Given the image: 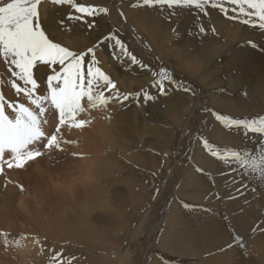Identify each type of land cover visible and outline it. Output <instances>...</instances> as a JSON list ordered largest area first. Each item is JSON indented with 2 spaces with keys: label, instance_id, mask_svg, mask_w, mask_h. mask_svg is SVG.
Returning <instances> with one entry per match:
<instances>
[{
  "label": "rangeland",
  "instance_id": "obj_1",
  "mask_svg": "<svg viewBox=\"0 0 264 264\" xmlns=\"http://www.w3.org/2000/svg\"><path fill=\"white\" fill-rule=\"evenodd\" d=\"M118 1L120 5L117 7L119 8L124 7L123 4L127 3L131 7H128V11H125L126 15H123L127 19L130 18V11L141 13L138 15L142 17V20L139 16L137 18L139 17L138 20L143 22L145 29L147 27V32L144 29L138 32L145 44L150 46L148 41L155 43V47L150 46L154 51L152 49L149 51L145 47L142 49L136 47L135 50H132L130 39L128 45L133 54L141 60L149 62L153 68L165 65L172 69L175 78L183 80L187 85L196 89V95L173 92L167 98H160V103L150 102V104L143 101V95H141L138 101L125 102L124 107L119 105L109 107L107 113L103 109L96 110L97 114L94 113L95 110L90 113L86 112L90 117L85 113L80 118L85 120H88L86 117L90 118L93 121L91 124L94 125V129L91 124L88 125L90 127L86 126L87 128L76 129V131L65 128L62 135L64 139L71 142L62 145L66 151L48 153L41 149L45 151V155L32 163L26 170L9 172L6 170V177L0 175V264H35L34 261L38 264H53L52 257L56 253L62 254L58 258L57 264H101L100 261L102 264H133L135 259L132 257L134 256L132 249H135L134 245L136 244L134 241L138 242L144 239L143 231L146 229L149 230L145 236L149 252L145 253L142 259L143 264H153L154 262V264H202L203 260L212 257V255H218L219 252V249L207 237L206 229L215 224L221 231L219 236L224 238V240L221 239V242L225 244L224 249L226 250L220 252L221 256L223 253L234 252L238 259L237 264H259L254 253L255 245L252 244L254 239H249V237L255 226L259 231L258 226L263 221L261 218L254 217L251 209L257 210L264 207V188L258 184H252L247 178L244 180V183L248 185L247 188L241 187L239 183H233L232 177L227 174L222 162L215 160L203 150L199 138H207L219 147L246 149L253 154L258 152L260 141L264 137L249 133L251 139H246L243 136V130L223 129V134H218L217 130L222 129V126L205 109L211 108L222 115H230L238 119H253L264 115V32L258 28L253 29L241 25L238 21H229L223 18L218 10L209 9V17H203L195 9H173L170 10L171 12L168 9V12L167 7L163 10L154 7V10L151 8L149 11L147 6V9L145 6L139 9L133 8L132 5L136 0ZM118 1L113 0L114 7H116L114 2ZM92 2V0H83L85 6L88 3L89 6L106 7L105 2ZM44 4L48 8L43 11L44 13L46 11L47 14L46 17H42V21L44 20L42 24L55 25L59 23L53 22L55 6L45 2ZM159 10L161 12L158 14ZM181 11L183 12L181 13ZM172 12L181 13L178 16L183 17L179 16L178 18L177 15L172 17L170 14ZM152 14H158L159 17ZM65 18L63 16L60 23L65 24ZM87 19L90 23L97 21L96 26L98 22L105 20L103 14L100 17ZM104 23L108 24L107 21ZM201 24L206 29L210 25H214L216 33H218L201 37L198 33V27ZM77 25V38L81 39L80 27L86 25L80 21H77ZM154 26L158 29H154ZM42 27L48 30V34L52 38L57 34L56 31L47 29L46 25H42ZM107 28H109L108 25ZM91 29L88 30L93 33L82 38L81 42L70 38L68 32H64L63 39L60 40L66 42L67 45L76 41L81 44L82 51H86L97 40L99 41L98 38L110 33L109 29V32L107 29L99 32L100 26L97 27V30L96 27ZM97 31L98 34H96ZM155 31H160L161 36ZM89 37L93 38L92 41ZM248 41L255 42L257 48H251L247 44ZM201 42L205 44L203 45ZM100 48L101 46L96 49L98 59H100L98 54H103ZM159 48L161 49L160 59L157 57L159 52L155 51ZM105 50L107 55L103 56L107 59L106 64L107 62L108 64L106 66L100 59V66L102 70L110 74L118 86L119 80L122 78L128 80V76L134 79L136 77L140 83L136 80L138 84L136 86L135 83L120 84L122 92L130 93L131 91L133 94L136 92L142 94V89H147L150 94H156L155 90L150 87L149 74H143L138 69L134 74L132 73L133 75L131 73L127 75L128 73L125 71L131 70L132 66L129 68L128 65L127 69L123 67L120 69V63H114L115 58L112 57V50L108 47L104 48V52ZM3 72L6 73L5 77L10 76L7 70ZM1 77H3V73L0 68ZM11 93L12 90L9 88V92L5 95L10 97ZM160 111L161 113H159ZM106 114H110L113 121H106L104 118ZM148 116L153 121L148 119ZM142 121L143 123H141ZM105 124L107 127L110 126V131L115 130L106 132L107 134L103 133L102 131L107 129ZM128 125L130 127H127ZM142 125H146V129ZM174 125L178 128L173 127ZM118 127H120L119 131ZM122 127H127L128 130L132 127V131ZM70 130L79 134L83 131L84 135L83 132L81 134L84 137H81L82 135L67 136L70 135L68 132L73 133ZM102 134L110 135L103 139ZM133 135L134 137L131 138ZM85 136L91 140H97L96 143L99 147H96L95 141L90 140V143L96 147L90 148L93 146L87 138L86 142L84 139L81 142V138H85ZM112 136L116 138H112ZM76 137L78 138L76 139ZM111 139L113 140L111 141ZM113 141H117V143ZM80 142L81 149L78 144ZM84 142L90 150L93 149V152H87V155H85L87 149L80 152L84 147L88 148ZM97 149L101 151L99 150V152ZM74 153L77 156L83 154L88 157L87 159L74 158ZM93 153L98 156H91ZM93 158L96 161L93 162ZM198 169L200 170L198 171ZM7 180H11L12 183H7ZM16 184H22L26 191L21 193L15 186ZM81 188L82 191H80ZM251 188L256 189L255 193ZM90 191L91 193H89ZM96 191H100L101 195ZM71 192L73 197H71ZM89 194L91 197L93 196L92 199ZM77 196L80 197L78 203L81 204L77 203ZM70 197H75V200ZM185 204L191 207L185 208ZM204 209L208 211H204ZM65 213L66 215H64ZM68 215L69 221L66 220ZM94 221L97 223L95 224ZM146 226L147 228H145ZM43 232L45 233L43 234ZM66 233L69 234L68 237ZM234 235L240 236L247 242L250 241L247 243V254L235 245ZM5 236L8 237L7 241ZM17 241H19L20 247L16 246ZM228 244L234 246L227 248ZM150 247L152 248L150 249ZM103 248L106 254L102 250ZM100 254L103 257H100L99 261ZM95 257L98 258L95 259ZM203 257L206 258L202 259ZM46 258L50 259L47 261ZM29 259H34V261ZM31 261L34 263H29Z\"/></svg>",
  "mask_w": 264,
  "mask_h": 264
},
{
  "label": "snow or ice",
  "instance_id": "obj_2",
  "mask_svg": "<svg viewBox=\"0 0 264 264\" xmlns=\"http://www.w3.org/2000/svg\"><path fill=\"white\" fill-rule=\"evenodd\" d=\"M52 3L70 5L78 15L69 14L68 19L80 21L90 29L96 26V22L90 23L86 18L100 17L101 14L107 16L109 13L108 7L85 6L76 0H52ZM41 5L42 0H0V59L12 78L10 88L14 93L6 97L0 91V175L6 177V170H26L45 155L41 149L48 153L66 151L62 145L70 141L64 139L62 133L65 128L84 129L91 124V119L80 118L86 112L103 109L107 113L111 106L124 107L125 102L140 99L141 92H122L110 74L102 70L96 52L102 45L110 48L113 57L126 62L129 68L138 66L145 74H150V87L156 94L143 89V101L159 103L160 98H167L173 92L196 95V89L174 78L167 66L153 68L149 62L134 55L115 30L104 35L86 51H74L64 46L42 27ZM144 6L149 9L159 7L161 10L165 6L169 10L195 9L203 17H209V9L218 10L229 21H238L241 25L264 32V0H137L132 5L133 8ZM171 14L176 15V12ZM123 15L121 12L120 16ZM198 33L201 37L217 34L214 25L206 30L202 24L198 27ZM247 44L253 49L257 48L255 42L248 41ZM144 47L151 50L148 44ZM34 69L41 75L34 77ZM3 84L4 80L0 78V85ZM205 111L222 126V129L217 130L218 134H223V129L243 130L246 139H251L249 133L264 137V115L253 119H238L222 115L211 108ZM105 119L110 120L111 115L106 114ZM199 139L203 150L222 162L233 183L247 188L248 185L244 183L247 178L252 184L264 188V139L260 141L259 150L255 154L246 149L219 147L207 138ZM73 156L87 159L83 154L77 156L74 153ZM6 182L12 183L11 180ZM15 186L21 193L26 191L22 184ZM184 207L191 206L185 204ZM261 233H264V225L259 227V231L254 228L249 239H255ZM233 240L247 254V241L238 235H234ZM16 246L20 247L19 241ZM233 246L228 244L227 248ZM61 255H53V264H57Z\"/></svg>",
  "mask_w": 264,
  "mask_h": 264
},
{
  "label": "bare ground",
  "instance_id": "obj_3",
  "mask_svg": "<svg viewBox=\"0 0 264 264\" xmlns=\"http://www.w3.org/2000/svg\"><path fill=\"white\" fill-rule=\"evenodd\" d=\"M43 1V0H42ZM97 1H99V2H101V3H110V0H97ZM118 1V0H117ZM127 1H129V0H127ZM137 1V0H136ZM136 1H135V3H136ZM112 2H113V0H112ZM46 3V2H45ZM127 3V2H126ZM131 3V1L129 2V4ZM47 4V3H46ZM114 4L116 5V7L118 6V5H120V2L118 1L117 3H115L114 2ZM121 4H123V3H121ZM123 6L124 7H121V8H119V7H114L113 6V3H110L109 4V13H108V15L107 16H104V18H105V20L104 21H107L108 22V27L109 28H107V25H105V23H104V21H102V22H98V25L97 26H95L96 27V30H97V27L98 26H100V30H99V32H101V30H104V29H109L110 30V32H112V31H116V34L117 35H119L123 40H124V42L125 43H127L128 44V41L131 39V41H132V50H135V48L136 47H141V49L144 47V45H145V42L142 40V38H141V35L139 34L140 32H138V31H140V30H142V29H144L145 30V32H147V27H146V29L144 28L145 27V25H143V22H140L139 20H138V18L140 17V15H138V14H141L140 12H136V11H130L129 13V16H130V18H126V16L124 17V16H120V13L121 12H123L124 14H125V11L128 9V3L127 4H123ZM41 7L43 8V10H47V8L48 7H46L45 6V4H44V2H42V5H41ZM146 7V6H145ZM166 7V6H165ZM63 8V7H62ZM129 8H131V7H129ZM157 8V7H156ZM155 8V9H156ZM139 9V8H138ZM137 9V10H138ZM146 9H147V7H146ZM149 9V8H148ZM153 9V8H152ZM130 10V9H129ZM132 10H133V8H132ZM154 10V9H153ZM193 10V9H192ZM54 11H55V16H54V19H53V22H59V23H57V24H55V25H53L52 24V26H53V30H54V28L57 30H59V31H61V29H62V25L63 26H65L66 27V29L67 28H69L71 31H74L75 32V29H76V31H77V29L78 28H76L78 25H77V22H75L74 20H69L68 19V12L64 15V14H62V11H64L65 12V10H63V9H61V7H56V8H54ZM128 11V10H127ZM149 11H150V9H149ZM167 11H168V9H167ZM170 11V10H169ZM168 11V12H169ZM191 11V10H190ZM43 12V11H42ZM161 11L159 10V12H157L158 14L160 13ZM168 12H167V14H168ZM171 12V11H170ZM183 11H181V13H182ZM217 12V11H216ZM164 13V12H163ZM181 13H178V14H181ZM185 13V12H184ZM183 13V15L185 16V14ZM46 14H47V12L45 11V13L43 14V16H45L46 17ZM154 14H156V13H154ZM154 14H152V15H154ZM154 15V16H158L159 17V15ZM162 14V13H161ZM160 14V15H161ZM166 14V15H167ZM171 14V13H170ZM170 14H169V16H170ZM178 14H176L177 15V17L179 18V16H181V15H179L178 16ZM54 15V14H53ZM102 15V14H101ZM126 15V14H125ZM63 16L64 17H66L65 18V22H75L76 24L75 25H72V26H68V25H66V24H64V23H60L61 21H62V19H63ZM128 16V15H127ZM137 16H139L138 18H137ZM163 17H164V15H162ZM172 17H174L173 15H172ZM176 17V18H177ZM181 17H183V16H181ZM96 18V17H95ZM165 18H166V16H165ZM167 18H169L168 16H167ZM177 18V19H178ZM43 19V18H42ZM87 19V18H86ZM99 19V18H98ZM140 19L142 20V17H140ZM158 19H160V18H158ZM163 19V18H162ZM162 19H161V21H162ZM211 19V18H210ZM163 20H165V19H163ZM224 20V19H223ZM44 21V20H43ZM43 21H42V23H43ZM49 21V20H48ZM155 21H156V19H155ZM95 22H97V21H95ZM158 22V21H157ZM168 22V21H167ZM224 22V21H223ZM165 23V22H164ZM163 23V24H164ZM81 24V23H80ZM159 24H161V22H159ZM44 25H46V28L47 29H49L50 28V25L49 24H44ZM162 26V25H161ZM161 26H160V29H161ZM72 27V28H71ZM79 27H80V25H79ZM94 27V28H95ZM149 27V26H148ZM159 27V26H158ZM237 27V26H236ZM81 28V30H80V34H81V37L84 39L85 37H88V36H90V34L91 33H93V31H90V30H88L89 28L87 27V25L86 26H81L80 27ZM93 28V29H94ZM154 29H158L156 26H154L153 27ZM153 28H152V30H153ZM193 28V27H192ZM51 29V28H50ZM159 29V30H160ZM208 29V28H207ZM206 29V30H207ZM233 29H234V27H233ZM63 30V29H62ZM68 30V29H67ZM92 30V29H91ZM107 30H105V31H107ZM109 30H108V32H109ZM151 30V29H150ZM193 30V29H192ZM104 31V32H105ZM154 31V30H153ZM153 31H151L152 33H153ZM58 32V31H57ZM63 32V31H62ZM69 32V31H68ZM155 32H157V31H155ZM160 32V31H159ZM159 32H157V33H159ZM71 33V32H70ZM96 33V32H95ZM161 33V32H160ZM159 33V34H160ZM167 33V32H166ZM218 33V32H217ZM96 34H98V31H97V33ZM101 34V33H100ZM105 34V33H104ZM107 34V33H106ZM146 34V33H145ZM144 34V35H145ZM71 35V34H70ZM73 35V34H72ZM93 35V34H92ZM95 35V34H94ZM150 35V34H149ZM54 36V35H53ZM98 36V35H97ZM147 36H148V33H147ZM146 36V37H147ZM154 36H156V35H154ZM160 36H161V34H160ZM55 37V36H54ZM53 37V38H54ZM57 37V36H56ZM99 37V36H98ZM145 37V38H146ZM151 37V36H150ZM153 37V36H152ZM185 37V36H184ZM60 38H62L63 39V37H60ZM80 38V37H79ZM81 38V39H82ZM90 38V40L91 39H93L92 37H89ZM207 38H208V36H207ZM67 39V38H66ZM81 39H76V41H78V40H80V42H81ZM99 40L100 39H102V36H101V38H98ZM154 39V38H153ZM54 40H56V41H58V42H61L63 45L64 44H66V42H64V41H60V40H58V39H54ZM67 40H69V39H67ZM92 41V40H91ZM96 41V40H95ZM98 41V40H97ZM148 41V40H147ZM162 41V40H161ZM167 41V40H166ZM70 42V41H69ZM74 42V41H73ZM93 42H94V40H93ZM155 42V41H154ZM168 42V41H167ZM148 43L150 44V46L153 48V47H155V43H153L152 41H148ZM165 44H166V42H164ZM201 43H203V42H201ZM208 43V42H207ZM84 44V43H83ZM205 43H203V45H204ZM85 45V44H84ZM202 45V44H201ZM202 45V46H203ZM64 46H68L71 50H74V51H82V47H81V44L80 43H76V44H70V45H64ZM161 46V45H160ZM159 46V47H160ZM197 46V45H196ZM88 47V46H87ZM162 47V46H161ZM104 48H107V46H101V48H100V51H101V53H103V54H98V57L101 59H98V60H100V61H102L104 64H106V61H107V59L105 58V56H103V55H107L106 54V50H105V52H104ZM152 48H150V49H152ZM138 49V48H137ZM165 49H167V48H165ZM201 49V48H200ZM153 50V49H152ZM181 50V49H180ZM110 51V50H109ZM140 52L142 51V50H139ZM138 51V52H139ZM154 51V50H153ZM155 51L156 52H159L157 55V57H158V59H160V52H161V49L159 48V49H155ZM150 53V52H149ZM168 53V52H167ZM141 55V54H140ZM167 55V54H166ZM156 56V55H155ZM168 56V55H167ZM113 57V56H112ZM154 57V56H153ZM114 58V57H113ZM154 60V59H153ZM156 60H157V58H156ZM175 60V59H174ZM201 60V59H200ZM196 61V60H195ZM116 62V64L117 63H120V69H121V67H123V68H125V69H127V67H128V64L126 63V62H122V61H118V60H116L115 59V61H114V63ZM192 62V61H191ZM201 62V61H200ZM159 63V62H158ZM197 63V62H196ZM107 64H108V62H107ZM107 64H106V66H107ZM113 64V63H112ZM186 65V64H185ZM109 66V65H108ZM38 67H41V66H38ZM105 67V66H104ZM138 66H132V68H131V70H127V71H125V73H128L127 75H129V73H131V72H134V71H136L137 69H139V68H137ZM0 68H1V70H2V73H3V77H1V78H3V80H4V84L3 85H0V91H3L4 92V94H7L8 92H9V88H10V84H11V76H8V77H5V72H3L4 70H7V68H6V65H4V63H3V60L2 61H0ZM169 70H171L172 72H173V74H174V78H175V73H174V71L172 70V69H169ZM108 71V70H107ZM143 72V71H142ZM38 74L39 73H37L36 72V70L34 69V77H36V76H38ZM124 74V73H123ZM134 74V73H133ZM132 73H131V75H133ZM145 74V73H144ZM186 74H188V73H186ZM125 75V74H124ZM150 75V74H149ZM113 76V75H112ZM142 76H144V75H142ZM145 77H147V75H145ZM229 77V76H228ZM6 78H8V79H6ZM149 78H151V77H149ZM119 79V78H118ZM143 79V78H142ZM137 79H136V77H135V79L134 78H130V76H128V80L127 79H121V80H119V86H120V84H125V83H135V86H136V82L138 81H136ZM146 80H148V78H146ZM141 81V80H140ZM256 81V80H255ZM39 82V81H38ZM146 82V81H145ZM138 83H139V81H138ZM140 84V83H139ZM126 85V84H125ZM138 85V84H137ZM149 85V84H148ZM118 86V87H119ZM121 87V86H120ZM119 87V88H120ZM128 87V86H127ZM133 87V86H132ZM148 87V86H147ZM124 88H126V87H124ZM144 88V87H143ZM146 88V87H145ZM121 89H122V87H121ZM129 89V88H128ZM124 90V89H123ZM136 90V89H135ZM143 90V89H142ZM124 91H126V90H124ZM139 91V90H138ZM127 92V91H126ZM130 93H131V91H130ZM12 95H14V93H13V91H12V93H11V96ZM142 95V94H141ZM7 97V96H6ZM162 100V99H161ZM165 100V99H164ZM139 102H141V101H139ZM163 102H165V101H163ZM134 103V102H133ZM160 103V102H159ZM263 103V102H262ZM149 104H150V102H149ZM162 104V103H161ZM135 105V104H134ZM134 105H131V107H134ZM142 105V104H141ZM159 106V105H158ZM168 107V106H167ZM159 108V107H158ZM169 108V107H168ZM110 109V108H109ZM133 109H135V108H133ZM132 109V110H133ZM137 109V108H136ZM161 110H162V108H160ZM164 109V108H163ZM100 110V109H99ZM112 110V109H111ZM150 110V109H149ZM165 110V109H164ZM167 110H169V109H167ZM105 111V110H104ZM131 111V110H130ZM134 112H137V111H135V110H133ZM159 111V110H158ZM95 112H96V110H95ZM94 112V113H95ZM169 112V111H168ZM131 113H132V111H131ZM137 113H139V111L137 112ZM141 113V112H140ZM159 113H161V111L159 112ZM165 113V112H164ZM87 114V113H86ZM93 114V113H92ZM95 114H97V113H95ZM95 114H93L94 116H95ZM120 114V113H119ZM128 114H129V112H128ZM136 114V113H135ZM102 115H104V114H102ZM85 116V115H84ZM87 116H89L88 114H87ZM153 116V115H152ZM83 117V116H82ZM81 117V118H82ZM90 117V116H89ZM101 117V116H100ZM87 119H90V118H88V117H86ZM105 118V117H104ZM157 118V117H156ZM92 119H94V118H92ZM114 119V118H113ZM125 119H127V118H125ZM148 119H150L149 118V116H148ZM154 119H155V117H154ZM108 120V119H107ZM111 120V119H110ZM118 120V119H117ZM130 120V119H129ZM145 120V119H144ZM151 120V119H150ZM111 121H113V120H111ZM126 121V120H125ZM134 121V120H133ZM133 121H132V123H133ZM141 121V120H140ZM151 121H153V120H151ZM94 122H95V120H94ZM102 122H103V120H102ZM119 122H120V120H119ZM119 122H118V124H119ZM122 122V121H121ZM147 122H150V121H147ZM168 122V121H167ZM93 123V122H92ZM98 123H100V122H98ZM105 123H107V122H105ZM110 123V122H109ZM123 123V122H122ZM141 123H143V121L141 122ZM170 123V122H169ZM128 124V123H127ZM126 124V125H127ZM130 124V123H129ZM137 124V123H136ZM145 124H146V122H145ZM148 124H150V123H148ZM168 124V123H167ZM97 125V124H96ZM106 125V124H105ZM113 125H114V123H113ZM121 125V124H120ZM119 125V126H120ZM125 125V124H124ZM139 126H140V124H138ZM137 125V126H138ZM169 125V124H168ZM88 126V125H87ZM118 126V125H117ZM132 126V125H131ZM133 126H134V124H133ZM132 126V127H133ZM136 126V127H137ZM142 126H144V125H142ZM170 126V125H169ZM172 126V125H171ZM88 127H90V126H88ZM92 127V126H91ZM97 127V126H96ZM106 127H107V125H106ZM110 126H108L107 127V129H109V131H106L104 128H103V130H105V131H102L103 133H105V134H107L108 132H111L112 130L114 131L115 129H112V127H111V131H110V128H109ZM127 127H130L129 125L127 126ZM125 128V127H122V128H124V129H126V130H128V128ZM131 127V128H132ZM135 127V128H136ZM145 127V129H146V125L144 126ZM150 127V126H149ZM173 127H177L176 125H174ZM47 128V126L45 127V129ZM87 128V127H86ZM93 129H94V127H92ZM98 128V127H97ZM99 128H100V126H99ZM119 128L120 127H118V131H119ZM121 128V129H122ZM131 128H129V130L128 131H130L131 130ZM140 128V127H139ZM178 128V127H177ZM177 128H173V129H177ZM70 129V128H69ZM92 129V130H93ZM132 129H134V127L132 128ZM142 129V128H141ZM172 129V128H171ZM66 130V129H65ZM64 130V131H65ZM68 131V130H67ZM67 131H66V133H67ZM70 131H74V130H70ZM75 131H76V129H75ZM77 131H79V130H77ZM82 131V130H81ZM88 131H90L89 129H88ZM101 131H99V132H101ZM132 131V130H131ZM139 131H140V129H139ZM80 132V131H79ZM83 132V131H82ZM81 132V133H82ZM94 132V131H93ZM107 132V133H106ZM116 133H117V131H115ZM121 132V131H120ZM68 133H70V135H67V136H71V135H73L72 137H75V136H78V135H84V132L81 134H79V133H76V132H73V133H71V132H68ZM67 133V134H68ZM98 133V132H97ZM96 133V134H97ZM77 134V135H76ZM81 136V137H84V136ZM86 135V134H85ZM103 136V139H104V137L106 136H104V134H102ZM108 135H110V134H108ZM107 135V136H108ZM111 135H113V134H111ZM64 136H66L65 134H64ZM99 136V135H98ZM106 136V137H107ZM117 136V135H116ZM71 137V138H72ZM87 137H89L88 136V134H87ZM86 136H85V138H81V142H83V139H84V141L86 142V140L87 139H89V138H87ZM100 137V136H99ZM111 137V136H110ZM116 138L115 136H112V138ZM132 137H134V135L133 136H131V138ZM141 137H143V136H141ZM71 138H69V139H71ZM78 137H76V139H77ZM87 138V139H86ZM94 138V137H93ZM120 138H122V137H120ZM139 138V137H138ZM66 139V138H65ZM86 139V140H85ZM96 139V138H95ZM107 139V138H106ZM135 139H136V137H135ZM90 140L91 139H89V143H90ZM113 139H111V141H112ZM118 141H119V139H117ZM121 140H123L124 141V139H121ZM77 141V140H76ZM92 142L93 141H95V140H91ZM97 141V140H96ZM96 141L94 142L95 143V145L97 144L96 143ZM106 141V140H105ZM141 141V140H140ZM81 142L80 143H78L79 144V147H80V149H81V147L82 146H80V144H81ZM84 142V144H85V146H87L88 147V145H86V143ZM104 142V141H103ZM102 142V143H103ZM108 142V141H107ZM113 142H116L117 143V141H113ZM142 142V141H141ZM71 143V142H70ZM115 143V144H116ZM119 143V142H118ZM123 144V142H120V144ZM133 143V142H132ZM134 143H138V142H134ZM148 143V142H147ZM77 144V145H78ZM92 146H93V144L92 143H90ZM89 144V146H91ZM113 144V143H112ZM83 145V144H82ZM95 145L93 146V147H90V148H94L95 147ZM119 145V144H118ZM98 146V144L96 145V147ZM113 146H114V144H113ZM77 147V146H76ZM78 147V148H79ZM83 147H84V145H83ZM95 147V148H96ZM99 147V146H98ZM97 147V148H98ZM77 148V149H78ZM104 148V147H103ZM111 148H113V147H111ZM151 148H153V147H151ZM199 148V147H198ZM84 149H87V150H85V152H86V154L85 155H87V152H89L90 153V151H92L93 152V149L92 150H90L89 149V147L88 148H86V147H84L83 148V150H81L80 152H84ZM142 149V148H141ZM174 149V148H173ZM98 150V149H97ZM100 150V149H99ZM98 150V151H99ZM122 150V149H121ZM145 150V149H144ZM95 151V150H94ZM101 151V150H100ZM99 151V152H100ZM120 151V150H119ZM148 151V150H147ZM91 152V153H92ZM104 152H106V151H104ZM121 152V151H120ZM128 152V151H127ZM144 152V151H143ZM88 153V154H89ZM95 153V152H94ZM94 153L93 154H91V156H95L94 155ZM103 153V152H102ZM123 153H124V151H123ZM163 154H164V152H162ZM96 154V153H95ZM135 154H137V153H135ZM170 154V153H169ZM168 154V155H169ZM147 156H148V154H146ZM97 156H98V154H97ZM97 156H95V157H97ZM100 156V155H99ZM120 156V155H119ZM130 156V155H129ZM163 156V155H162ZM88 157V156H87ZM125 157V156H124ZM99 158V157H98ZM97 158V159H98ZM107 158H108V156H107ZM119 158V157H118ZM103 159H104V157H103ZM92 160V159H91ZM100 161H101V159H99ZM109 160V159H108ZM107 160V161H108ZM149 160V159H148ZM94 161H96V160H94V158H93V162ZM105 161V160H104ZM92 162V161H91ZM102 162V161H101ZM106 162V161H105ZM104 162V163H105ZM84 163V162H83ZM96 163V162H95ZM115 163V162H114ZM96 164H98V163H96ZM100 165V164H99ZM102 165H103V162H102ZM107 165V164H106ZM107 166H109V164L107 165ZM113 166V165H112ZM102 167V166H101ZM109 167H111V166H109ZM108 167V168H109ZM119 167V166H118ZM144 168V167H143ZM205 168V167H204ZM102 169H104V168H102ZM111 169V168H110ZM221 170V169H220ZM85 171V170H84ZM90 171V170H89ZM108 171V170H107ZM181 171V170H180ZM205 171V170H204ZM9 172V171H8ZM86 172V171H85ZM109 172H110V170H109ZM172 172V171H171ZM97 174V173H96ZM172 174V173H171ZM92 175H94V174H92ZM91 175V176H92ZM185 175V174H184ZM183 175V176H184ZM85 176V175H84ZM89 176V175H88ZM90 176V177H91ZM89 177V178H90ZM122 177V176H121ZM153 177V176H152ZM178 177V176H177ZM94 178V177H93ZM209 178V177H208ZM96 180V179H95ZM95 180H93L94 182H95ZM98 180V179H97ZM82 181V180H81ZM156 181V180H155ZM151 182H153V181H151ZM74 183V182H73ZM107 183V182H106ZM227 183V182H226ZM73 185V184H72ZM153 185V184H152ZM87 187V186H86ZM92 187V186H91ZM94 187V186H93ZM99 187V186H98ZM242 187V186H241ZM95 188V187H94ZM162 189V188H161ZM237 189V188H236ZM242 189V188H241ZM252 189V188H251ZM71 190V189H70ZM89 190H91V189H89ZM74 191V190H73ZM72 191V192H73ZM80 191H82V188H81V190ZM95 191V190H94ZM98 191V190H97ZM96 191V192H97ZM101 191V190H100ZM99 191V192H100ZM71 192V197H73L74 195H73V193ZM76 192H78V191H76ZM95 192V193H96ZM99 192H97V193H99ZM228 192V191H227ZM89 193H91V191L89 192ZM253 193H255V192H253ZM92 194H93V192H92ZM249 194H251V193H249ZM73 195V196H72ZM82 195H83V193H82ZM90 195V197H91V194H89ZM94 195V194H93ZM98 195V194H97ZM99 195H101L100 193H99ZM248 195V194H247ZM85 196V195H84ZM83 196V197H84ZM86 196L88 197V194L86 193ZM253 196V195H252ZM263 196H264V194H263ZM262 196V197H263ZM70 197V198H71ZM76 197V196H75ZM75 197L74 198H71L72 200H75ZM82 197V196H81ZM93 197V196H92ZM92 197H91V199H92ZM240 197H242V196H240ZM79 199H80V197H78L77 196V203L79 202ZM97 201V200H96ZM163 201V200H162ZM76 202V201H75ZM245 202H248V201H245ZM78 204H81V203H78ZM143 204V203H142ZM263 205V204H262ZM91 206V205H90ZM94 206V205H93ZM155 206V205H154ZM98 208V207H97ZM121 208V207H120ZM165 208V207H164ZM249 208V207H248ZM247 208V209H248ZM68 209V208H67ZM93 209V208H92ZM101 210H102V208H100ZM150 209V208H149ZM66 210V209H65ZM69 210V209H68ZM67 210V211H68ZM251 213L253 214V215H255L254 217H256L257 219L258 218H261V220H263L261 223H260V225L258 226V229H259V227L261 226V225H264V207L263 208H259V209H255V208H252L251 209ZM58 212V211H57ZM160 214V213H159ZM163 214V213H162ZM63 215V214H62ZM64 215H66V213L64 214ZM64 215H63V218H64ZM88 215V214H87ZM86 216V215H85ZM89 216V215H88ZM150 216V215H149ZM66 218V217H65ZM150 218V217H149ZM236 218H239V217H236ZM90 219V218H89ZM66 220L67 221H69V215H68V217L66 218ZM105 220V219H104ZM103 220V221H104ZM208 220V219H207ZM71 221V220H70ZM149 221V220H148ZM257 222V221H256ZM260 222V221H259ZM61 223V222H60ZM90 223V222H89ZM88 223V224H89ZM94 223H95V221H94ZM96 223H97V221H96ZM95 223V224H96ZM215 223V222H214ZM91 224V223H90ZM244 225H246V224H244ZM77 226V225H76ZM211 226V225H210ZM209 226V227H210ZM198 227V226H197ZM245 227V226H244ZM243 227V228H244ZM145 228H147V226L145 227ZM208 228V227H207ZM239 229L241 228L240 226L238 227ZM243 228H242V230H243ZM254 228H256V226L254 227ZM150 229V228H149ZM218 226L215 224L214 226H212V227H210V228H208V229H206L207 230V233H208V240L209 241H211L213 244H214V246L217 248V249H219V252H218V255H212V257H209L208 259H206V260H203V262H201L202 264H204V263H206V264H237V261H238V259H237V257H236V254L234 253V252H232V253H223V255L221 256L220 255V249H224V246H225V244L223 243V242H221V239L222 240H224V238L223 237H220L219 235H220V233H221V231H220V229H218ZM248 229V228H247ZM149 230H147L146 229V231L144 230L143 231V233H144V239H141V240H139V239H137V240H139L138 242L137 241H134L136 244L134 245L133 243H131V244H133L134 246H135V249L133 250L132 249V252H134L133 254H134V256H132V257H134V259H135V261H133V264H143L142 263V259L144 258V255H145V253L149 250V249H147L148 247H147V242H145L146 240H145V236H146V234H147V232H148ZM46 232V231H45ZM45 232H43V234L45 233ZM67 234V233H66ZM65 234V235H66ZM80 234V233H79ZM142 234V233H141ZM154 234V233H153ZM49 235V234H48ZM68 235L69 234H67V237H68ZM85 235V234H84ZM139 236V235H138ZM205 236V235H204ZM247 236V235H246ZM149 237V236H148ZM76 238V237H75ZM137 238V237H136ZM142 238V237H141ZM157 239V238H156ZM206 239V238H205ZM107 240V239H106ZM132 240V239H131ZM160 240V239H159ZM207 240V239H206ZM56 241V240H55ZM58 241V240H57ZM41 242V241H40ZM250 242V241H249ZM249 242H247V243H249ZM32 243V242H31ZM55 244H56V242H55ZM252 244H254L255 245V254H256V256H257V258H258V261H259V264H264V234L263 233H261V234H258L256 237H255V239L252 241ZM85 245V244H84ZM90 245V244H89ZM96 246V245H95ZM131 246V245H130ZM150 246V245H149ZM151 246H153V245H151ZM32 247V246H31ZM74 247V246H73ZM94 248V247H93ZM130 248V247H129ZM133 248V247H132ZM152 247H150V249H151ZM77 249V248H76ZM84 249V248H83ZM95 249V248H94ZM101 249V248H100ZM213 249H214V247H213ZM78 250V249H77ZM103 251H104V248L102 249ZM101 250V253L103 252ZM130 250V249H129ZM32 251V250H31ZM114 251V250H113ZM112 251V252H113ZM116 251V250H115ZM131 251V250H130ZM95 252V251H94ZM149 252V251H148ZM227 252V251H226ZM104 253H105V251H104ZM107 253H108V251H107ZM116 253V252H115ZM106 254V253H105ZM242 254V253H241ZM38 255V254H37ZM147 255V254H146ZM36 256V255H35ZM93 257V256H92ZM100 257H103V256H101V254L99 255V258H98V260L100 261ZM126 257V256H125ZM154 257V256H153ZM207 257V256H206ZM206 257H203L202 259H204V258H206ZM96 257H95V259H97ZM128 259L130 258V257H127ZM155 258V257H154ZM44 259V258H43ZM47 259V258H46ZM50 258H48L47 259V261L49 260ZM84 259V258H83ZM94 259V260H95ZM102 259H104V258H102ZM116 259V258H115ZM195 259V258H194ZM29 260H32V261H34V259H29ZM257 260V259H256ZM255 260V261H256ZM24 261V260H23ZM29 262V263H34L35 262V264H38L36 261H34V262ZM43 261V260H42ZM41 261V262H42ZM97 261V260H96ZM98 262V261H97ZM104 262V261H103ZM95 263V262H94ZM100 263L102 264V262L100 261ZM155 263V262H154ZM153 263V264H154ZM170 263V262H169ZM99 264V263H98ZM106 264V263H105ZM108 264V263H107ZM145 264V263H144Z\"/></svg>",
  "mask_w": 264,
  "mask_h": 264
},
{
  "label": "crops",
  "instance_id": "obj_4",
  "mask_svg": "<svg viewBox=\"0 0 264 264\" xmlns=\"http://www.w3.org/2000/svg\"><path fill=\"white\" fill-rule=\"evenodd\" d=\"M93 2H95V3H101V2H98L97 0H92ZM44 2H46L47 4H49V5H52V6H55V8L56 7H61V9H63V10H65V12L64 11H62V14H66L67 12H68V15L69 14H71V15H78L77 13H75V10L74 9H72L71 8V6L70 5H56V4H54V3H52V0H44ZM76 2L77 3H79V4H83V0H76ZM92 2V3H93ZM110 3H113L112 2V0L110 1ZM110 3H105L106 4V7H108L109 6V4ZM86 6H89V4L87 3L86 4ZM63 7V8H62ZM41 11H44L43 10V8L41 7ZM43 14H44V12H42ZM44 17V16H43ZM75 22H77V21H75ZM73 23V22H65V24L66 25H70V26H72V25H75L76 23ZM72 24V25H71ZM42 25H44V24H42ZM49 25H50V28L53 30V26H52V24L51 23H49ZM72 28V27H71ZM77 28V27H76ZM63 29V30H62ZM61 29V31H59L58 29L56 30L55 28H54V30L53 31H56V35H55V37H54V39H58V40H60L61 38L60 37H63L64 36V32H68L69 33V37L71 38H74V40H76L77 39V31H76V29H75V32L74 31H71L69 28H67L66 29V27L64 26L63 28ZM90 29V28H89ZM58 31V32H57ZM63 31V32H62ZM71 32V33H70ZM225 33V32H224ZM73 34V35H72ZM226 34V33H225ZM57 36V37H56ZM226 37H227V35H226ZM228 38H230V36H228ZM61 41V40H60ZM77 42L76 41H74V43L73 44H76ZM70 44H72V43H69V45ZM64 45H67V44H64ZM181 52H182V50H180ZM138 70V69H137ZM136 70V71H137ZM135 72V71H134ZM134 72H131V73H134ZM143 74H144V72H142ZM96 113V112H95ZM95 118H97V116H94ZM91 118H93V116H91ZM106 121H107V119H106ZM93 122V121H92ZM100 126H101V124H99ZM91 126L92 127H94V125L93 124H91ZM85 129V128H84Z\"/></svg>",
  "mask_w": 264,
  "mask_h": 264
}]
</instances>
